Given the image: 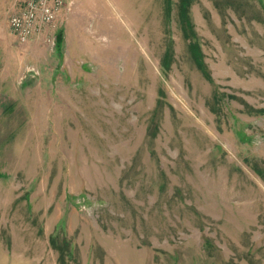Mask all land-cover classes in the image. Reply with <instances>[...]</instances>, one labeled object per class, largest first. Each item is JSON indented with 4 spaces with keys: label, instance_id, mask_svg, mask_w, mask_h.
Instances as JSON below:
<instances>
[{
    "label": "rangeland",
    "instance_id": "obj_1",
    "mask_svg": "<svg viewBox=\"0 0 264 264\" xmlns=\"http://www.w3.org/2000/svg\"><path fill=\"white\" fill-rule=\"evenodd\" d=\"M20 1L0 264H264V0H64L23 45Z\"/></svg>",
    "mask_w": 264,
    "mask_h": 264
},
{
    "label": "built area",
    "instance_id": "obj_2",
    "mask_svg": "<svg viewBox=\"0 0 264 264\" xmlns=\"http://www.w3.org/2000/svg\"><path fill=\"white\" fill-rule=\"evenodd\" d=\"M65 6L64 0H21L9 17V29L21 45L43 35L46 43H53V32Z\"/></svg>",
    "mask_w": 264,
    "mask_h": 264
},
{
    "label": "trees",
    "instance_id": "obj_3",
    "mask_svg": "<svg viewBox=\"0 0 264 264\" xmlns=\"http://www.w3.org/2000/svg\"><path fill=\"white\" fill-rule=\"evenodd\" d=\"M61 43H62V39H61L60 35H56V46L59 47L61 45ZM199 68L202 69L201 64H199Z\"/></svg>",
    "mask_w": 264,
    "mask_h": 264
}]
</instances>
